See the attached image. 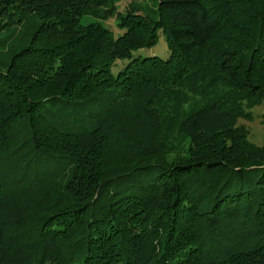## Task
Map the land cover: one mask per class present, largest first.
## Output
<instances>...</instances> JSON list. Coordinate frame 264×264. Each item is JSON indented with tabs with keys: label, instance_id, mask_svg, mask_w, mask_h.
<instances>
[{
	"label": "trees",
	"instance_id": "16d2710c",
	"mask_svg": "<svg viewBox=\"0 0 264 264\" xmlns=\"http://www.w3.org/2000/svg\"><path fill=\"white\" fill-rule=\"evenodd\" d=\"M118 1L0 0V264H264V0Z\"/></svg>",
	"mask_w": 264,
	"mask_h": 264
},
{
	"label": "rangeland",
	"instance_id": "374dc122",
	"mask_svg": "<svg viewBox=\"0 0 264 264\" xmlns=\"http://www.w3.org/2000/svg\"><path fill=\"white\" fill-rule=\"evenodd\" d=\"M133 1L134 4L138 6V9L142 8L144 9V12H150L152 11V9L156 8V0H119L117 3V11L121 14H124V11L129 7L130 4L133 3ZM94 20V18L84 16L81 18V23H87ZM117 21V17L113 16L103 22V24L110 30L111 34L115 37L122 35L125 31L116 24ZM38 24L39 19L36 16H32L27 22V24L22 27L21 30H16V34L18 35L17 38L5 45L6 53H4L2 56V64L6 63L10 54L25 45V43L29 39L30 34ZM8 34H10V32L2 34L1 37H4ZM12 39L13 37L9 41H11ZM169 54L170 51L167 47L163 33H159L158 42L154 46L141 48L133 52L134 57L141 58L155 55L160 57L161 59H167L169 57ZM125 62L127 61L117 60V65H115V67H113L112 69L113 74H116V72L118 71V66L122 67ZM237 126L242 127L246 131L247 138L251 142L258 146L264 145V102L252 108L245 109L244 115L241 116L237 121Z\"/></svg>",
	"mask_w": 264,
	"mask_h": 264
}]
</instances>
